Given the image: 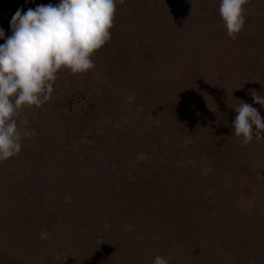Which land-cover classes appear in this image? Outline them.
I'll list each match as a JSON object with an SVG mask.
<instances>
[{"label": "rangeland", "instance_id": "1", "mask_svg": "<svg viewBox=\"0 0 264 264\" xmlns=\"http://www.w3.org/2000/svg\"><path fill=\"white\" fill-rule=\"evenodd\" d=\"M58 3L0 0V28L8 37L17 10L27 12L37 5ZM219 3L116 0L113 25L118 21L126 32L120 34L118 27L117 33L115 28L110 29L113 33L106 51L100 49L91 57L95 67L87 73L73 75L62 68L53 85L52 99L36 107L39 117L46 114L44 125L49 133L54 137L68 134V145L84 146L80 150L89 154L91 162L80 160L76 151L73 156L82 168H76L74 182L57 183V174L72 153L58 151L44 138L35 144L36 151L28 145L36 132L29 125L22 126L23 131L31 133L30 140L25 137L21 152L0 162V254L9 260L6 263L0 259V264H153L162 253H166L169 264H264L262 163L256 159L251 167L254 172L262 170L257 182L260 187L248 188L255 192L256 199L262 198V202L257 201L253 217L261 220L254 224L262 229L260 236L252 234L250 238L244 231L247 222L243 219L251 212L238 214L234 224L229 225L208 206V202L215 204V196L224 198L227 205L231 197L234 199V186L225 182L236 178L237 173L242 176V158L247 152L252 154L253 149L257 155L264 141L254 139L244 147L239 138L229 134L217 138L218 145L211 147L213 153L207 155L197 148L193 136L172 129L189 130L183 120L188 123L194 119L188 111H180L179 101L188 102L190 96L186 95L185 100L179 94L186 88L183 79L186 84H194L186 89L198 92L202 108L209 98L205 92L215 91L216 95L220 90L216 83L211 84V74L249 75V80L240 85L241 90H261L264 94V0H248L244 6L245 25L235 40L227 36ZM118 35L129 42L130 50L123 51L124 55L114 45L119 42ZM4 42L0 40V45ZM226 90L227 86L221 87L219 101ZM26 108L24 112L31 114V108ZM50 109L56 116L48 114ZM258 111L264 118V111ZM24 112L22 118L27 116ZM173 131L178 135L172 136ZM158 132L162 137L155 148L157 143L150 144L149 140ZM140 140L146 142L138 144ZM143 164L150 166L155 175L168 168L172 171L168 183L171 176L178 177L180 191L174 193L177 186L168 183L165 189L149 185L142 175ZM65 174L72 176L70 171ZM156 197L162 199L166 209L170 207L168 216L166 209L153 211L150 202ZM175 211L183 219L181 228L190 230L191 238L193 227L205 236L206 250H210L202 252L201 259L188 258L185 252L188 247L194 251L195 239L177 236L173 227L168 230L171 223L166 218L173 219ZM257 229L250 225L245 230L257 233ZM240 230L242 233H238Z\"/></svg>", "mask_w": 264, "mask_h": 264}, {"label": "clouds", "instance_id": "2", "mask_svg": "<svg viewBox=\"0 0 264 264\" xmlns=\"http://www.w3.org/2000/svg\"><path fill=\"white\" fill-rule=\"evenodd\" d=\"M248 0H220L219 13L228 38L235 40L245 25ZM116 0H59L58 4L37 5L27 12L16 11L12 34L0 28V162L18 155L22 131L28 121L24 109L41 107L52 99L54 83L62 68L73 75L95 67L91 57L111 40L110 29ZM249 95L264 107V94L252 89ZM231 125L233 135L247 147L254 139L264 141V119L251 104L239 101ZM153 264H169L157 255Z\"/></svg>", "mask_w": 264, "mask_h": 264}, {"label": "trees", "instance_id": "3", "mask_svg": "<svg viewBox=\"0 0 264 264\" xmlns=\"http://www.w3.org/2000/svg\"><path fill=\"white\" fill-rule=\"evenodd\" d=\"M117 27H118V32H121L120 34H124L126 32L124 29H123L124 31H122V29L118 26V21H117V24L115 22V24L113 25V28H115L114 33H117ZM110 33H113V32H110ZM117 38H118L119 42L115 43L114 45L119 46L120 47L119 53L121 55H124L123 51L130 50V48H127V42L128 41L125 40L124 38L121 39L120 35H118ZM164 41L165 40L161 39L162 43ZM175 43L178 46L177 40ZM102 49L106 51V44ZM116 65L121 70L120 63L116 62ZM121 65H122V67H124L123 62H121ZM216 76L219 77V79ZM208 77H206L205 79H207ZM212 77L214 79L212 81L210 79L211 84L216 83L220 89L219 91H221V87L227 86L226 93H224V95H225L224 99H221L219 101V99L221 97V94H218L219 91H217V94H216V95H219L217 98H214L216 96L215 91H211L209 93L205 92L207 94V96H209V98H207V106L202 108L201 106H203V104H202L203 101L200 100L201 97L198 95V92L196 90L192 91V89H190V91H189V89H186L187 87H191L194 84L193 83L186 84L184 82V79H183V84L185 85L186 88H184L183 90L181 89L179 91V94H181V96L183 98H185L186 95H190V96H188V99H187V101L189 100L188 102H184L181 100L179 101V106L181 108L180 111H182V112L188 111L189 113H191V115L194 116V119L191 120L190 122L188 121V123H187L185 120L180 118L181 121L183 120L185 125L189 127V130H185V129L182 130L180 127H173L172 128L174 130L180 129L181 134L187 132V134H189V136H191V137L193 136L192 138L194 139V141L196 140V143L198 144L197 148H199V150L203 151L207 155L210 153H213L211 147H214L216 144L218 145L219 142L217 141V138H219V137L222 138V137H225L229 134L233 135V128L231 127V125L235 119V116L237 115V113L234 111L233 108L239 106V103H240L239 101H244L248 104H251L257 110L264 111V107H261L260 105L256 104L255 101L252 99V97L249 95V92H244L240 88V85L242 86V84L245 81L249 80V75L246 76V75H242L240 73L239 74H237V73H230V74L223 73V74L215 75V76L213 74H211V78ZM234 77H235V79H237V78L240 79V81L236 82L235 79L231 80ZM166 80H168V78ZM210 81H209V83H210ZM199 85H201V84H199ZM153 86H152V88H153ZM160 87L161 86H158L157 91ZM144 89L142 90L143 92H144ZM259 92H261V90ZM185 100H186V98H185ZM217 101H219V103ZM191 108H193V109L191 110ZM46 109H48V108L46 107ZM24 111H25V109H24ZM50 111H51V113H48V114H53L56 116V114L52 111V109H50ZM197 112H199V115L197 114ZM24 113L26 116L27 113L26 112H24ZM30 113L31 114L26 116L27 121H28L27 125H29L32 128L31 131L34 130L36 132V136H35L36 138L34 139L33 142H31V141H29L30 140L29 137H31V135H30L28 137V139H29L28 141L30 142V143H28V145H32L33 146L32 148H35V150L37 151V146L35 144L39 145L41 142H43L42 138H44V141H46V144H48V142H52L53 145H51V147H56V149L58 151L60 150V151L72 153L70 155L69 159L64 160L65 165H64L63 169L59 172V174H57L58 175L57 183H58V181L67 182V183L71 182V181L74 182V176L78 175L76 168H82L81 167L82 165L80 162L75 160L76 157L73 156V153H75L76 151L79 150L78 151V153H79L78 158L84 162L86 161V163L91 162V160L89 159L90 158L89 154H87L85 151L82 152L80 150L84 146H82L81 148H80V146L74 147L75 148L74 149L72 145H68L67 139L70 137L66 133L63 134L62 136L60 135L59 137L52 136L49 133V128H46L44 125V119H46V114L40 115V117H39L38 115L40 112L38 111V109L36 107H34V106L31 107ZM36 119H37V122H35ZM262 119H264V118H262ZM57 128L61 129L59 127V125H56V129ZM193 132L195 134H197V133L198 134L193 135ZM59 133L61 134V132H59ZM170 134L172 136L178 135V134L174 135V131H173V133H170ZM161 137H162L161 132H158L157 134L153 133V135L151 136V140H149V143L150 144H156L157 143L155 145V148H156V147H158V140ZM23 141L24 140H22V143H23ZM143 142H146V141L140 140V141H138V144H141ZM163 143L167 144L168 142H167V140H165V142H163ZM64 145H66V147H68L69 150L67 148H65ZM153 148H149V149H153ZM155 148H154V151H157L158 149H155ZM27 149L28 148L25 149V153L27 152ZM87 149L88 148H86L85 150H87ZM252 152H253L252 154L250 152H247V154L244 155L243 158L241 157L242 158L241 162H242V167H243L242 176L239 173H237L236 178H233V179L229 180L228 182H225L226 185L229 187L234 186V191L231 194L234 196L235 200L231 197V199L228 200V205H227V203L224 202L225 201L224 198L219 197V196H215L213 198V202H215V204L210 203L207 200L208 206L211 209V211L213 209H215V212H216L215 214H217V216L220 217L221 222L229 223V225L234 224V220L236 219L238 214L251 212V214H249L248 216H246V218L243 219L245 222H247V226L245 227V229L246 228L250 229V225L253 227V229H257V226H255L254 224L261 222L260 218H253V217L256 215L255 213L257 212L255 210V206H256V204H258L259 201L262 202V198L256 199L254 197L255 192L254 191L249 192L248 190L249 189L255 190L256 187H258V188L260 187V185L258 186V184H260V182L259 183H257V182L260 180V177H262L261 176L262 170L254 172L251 169V167H252V163L257 159V162L260 161L262 163V169H264V167H263V164H264V143L261 146H259L257 155H255L256 149H253ZM26 156L28 157V152H27ZM26 160H25V162H28V160L27 161ZM25 162L23 161V164H26ZM9 163H11V162L9 161ZM4 166H6V165H4ZM58 166H59V164L55 165V170H57V168H59ZM65 166H66V168H65ZM151 166L153 167L154 165L151 164ZM55 170L53 169L52 171H55ZM161 170H162V172L155 175V174H153V170L150 168V166L143 164V166H142L143 174L142 175L144 176V178L146 180H148V183H150L149 185H151V186L154 185L157 188L165 189L167 187L166 185H167L168 180H169L170 172H172V171L168 170V168H162ZM68 171L72 172V176H68L65 174ZM236 171H237V168H236ZM171 177L173 179L171 180V182L168 183V185H174V188H175V186H177L175 190L173 188V190H174L173 192L178 193L180 191V179L178 177H174V176H171ZM255 177H257V178H255ZM254 178H255V180H254ZM245 189H246V193H245ZM55 190H57V189H55ZM210 195L213 196V194H210ZM199 197H201V196H199ZM162 198L164 199V197H162ZM201 198L204 200L203 197H201ZM185 201L187 203H189L188 198H186ZM163 203L164 202L162 201V199H160V201H159V199L156 197L155 199L151 200L150 206L152 207L153 211H155L157 209H158L157 212L159 210L164 211L166 209V206H164ZM216 205L218 206V208L215 207ZM247 205H249L250 207L246 208ZM193 206L197 207V205H193ZM169 208H167L165 210L166 216H168V214H170ZM223 213L225 214L226 219H224ZM263 215H264V212H261L260 217ZM166 219H167L166 222L171 223V227H169L168 230H171V228L173 227L174 228L173 231H175L177 233V236L182 235V237H185L188 240L189 239H195L196 240L197 247L194 248V251L196 253H194V251H191L190 247H188L185 250L188 258H191V256L193 258V256H194V257L201 259L200 256H202V252H204V254H205L207 251L210 250L209 248H208V250H206V248H207L206 239H205V236L201 235L199 228H196V227L192 228L193 229V232H192L193 237L192 238L190 236V230L186 231L185 229L181 228L182 227L181 223H182L183 219L179 216V214L176 216V211H175V216L173 219L170 218V216ZM163 228H165V227H163ZM240 228H241V230L244 229L242 227H240ZM245 229H244V231L246 232V235L248 237H250L252 234H256L257 237L262 234L261 228L257 229V231H256L257 233H255L254 231H251V230L247 231ZM241 230L238 233H242ZM221 234L224 235V233H221ZM260 238L262 239L263 235ZM232 239L234 240V238H232ZM145 246H147V245H145ZM191 247L193 248V247H195V245L191 246ZM177 248L178 247L176 246V250L180 251ZM173 252H175V249H173ZM200 252H201V254H200ZM181 253H184V251H181ZM159 256H162L165 259L168 258L166 256V253L165 254L162 253ZM0 259H4L6 261L7 256L0 254ZM8 262H9V260L6 261V263H8ZM180 263L181 262L179 261V264Z\"/></svg>", "mask_w": 264, "mask_h": 264}]
</instances>
